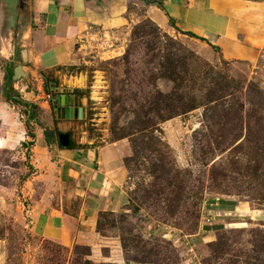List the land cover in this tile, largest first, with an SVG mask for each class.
I'll return each mask as SVG.
<instances>
[{
	"label": "rangeland",
	"instance_id": "obj_1",
	"mask_svg": "<svg viewBox=\"0 0 264 264\" xmlns=\"http://www.w3.org/2000/svg\"><path fill=\"white\" fill-rule=\"evenodd\" d=\"M16 3L0 0V264H264V46L251 62L224 59L133 5L126 25L84 34L68 64L42 74L46 93L79 108L71 146L120 142L127 170L126 199L94 241L62 246L33 233L26 212L40 197L70 211L79 200L49 167L52 147H34L43 114L8 79ZM216 202L231 210L211 232Z\"/></svg>",
	"mask_w": 264,
	"mask_h": 264
},
{
	"label": "crops",
	"instance_id": "obj_2",
	"mask_svg": "<svg viewBox=\"0 0 264 264\" xmlns=\"http://www.w3.org/2000/svg\"><path fill=\"white\" fill-rule=\"evenodd\" d=\"M8 1H17L18 15L24 23L17 57L8 51V79L15 78L21 86L20 96L15 98L28 106L37 105L43 114L44 120L35 121L39 130L35 129L34 147L41 153L45 147H52L49 167L60 169L59 178L66 183L69 195L79 200L77 210L70 211L69 204H53L40 197L26 212L33 233L62 246L94 241L102 215L117 211L126 199L123 183L127 170L120 142L92 146L76 141L78 145L69 148L57 144L49 133L66 132L75 121L60 118L54 93H46L42 87V74L68 64L84 34L96 28L112 30L126 25L133 5L142 4L147 17L159 27L191 33L218 49L224 59L251 62L264 46V0ZM58 93L63 92L55 95ZM69 105L74 107L71 95ZM45 131L49 135L46 138ZM215 204L217 207L208 210L211 216L206 219L211 232L227 226L226 219L216 217L231 210Z\"/></svg>",
	"mask_w": 264,
	"mask_h": 264
},
{
	"label": "water",
	"instance_id": "obj_3",
	"mask_svg": "<svg viewBox=\"0 0 264 264\" xmlns=\"http://www.w3.org/2000/svg\"><path fill=\"white\" fill-rule=\"evenodd\" d=\"M50 89L53 90L54 88L50 87ZM54 100L56 105L60 107L59 111L61 119H73L79 116V108L69 105V94L58 93L55 95ZM57 139L62 147L68 146L69 135L67 133H59Z\"/></svg>",
	"mask_w": 264,
	"mask_h": 264
},
{
	"label": "trees",
	"instance_id": "obj_4",
	"mask_svg": "<svg viewBox=\"0 0 264 264\" xmlns=\"http://www.w3.org/2000/svg\"><path fill=\"white\" fill-rule=\"evenodd\" d=\"M145 2H146V3H151L149 0H145ZM187 34L190 35V36H192L191 33H187ZM47 93H49V92H47ZM59 133H60V132H58L57 135H58ZM44 135H45V138L49 136V135H48V132H46V131L44 132ZM59 145H60V143H59ZM60 147H62V146L60 145ZM67 147H68V148L71 147L70 140H69V143H68V146H67ZM97 230H99V229H98V226H97ZM100 264H103V262L100 263ZM107 264H113V263L108 262Z\"/></svg>",
	"mask_w": 264,
	"mask_h": 264
}]
</instances>
